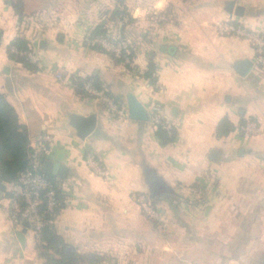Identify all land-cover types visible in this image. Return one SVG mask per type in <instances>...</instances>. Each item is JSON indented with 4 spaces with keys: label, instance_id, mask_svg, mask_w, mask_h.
<instances>
[{
    "label": "crops",
    "instance_id": "1",
    "mask_svg": "<svg viewBox=\"0 0 264 264\" xmlns=\"http://www.w3.org/2000/svg\"><path fill=\"white\" fill-rule=\"evenodd\" d=\"M119 5L128 16L108 33L129 41L130 64L87 45L103 12ZM225 22L264 39V0H0V92L31 148L52 137L44 174L64 198L54 229L76 253L101 264H264V68L249 39L220 34ZM21 33L36 40V71L9 60ZM246 60L252 67L240 77L234 68ZM151 65L155 84L144 78ZM89 78L125 113L129 95L150 118L160 108L175 140L163 146L152 118H120L83 94L79 81ZM71 115L96 116L94 132L79 139ZM225 119L233 130L218 137ZM248 122L258 132L247 138ZM54 164L64 178L52 175ZM4 186L0 264H45L30 226L11 220L12 185ZM139 194L151 196L161 222L143 215Z\"/></svg>",
    "mask_w": 264,
    "mask_h": 264
},
{
    "label": "trees",
    "instance_id": "2",
    "mask_svg": "<svg viewBox=\"0 0 264 264\" xmlns=\"http://www.w3.org/2000/svg\"><path fill=\"white\" fill-rule=\"evenodd\" d=\"M119 5L112 11H105L102 14L101 22L91 30L87 45L100 52H105L101 46L92 45V40L96 38H104L107 41L114 42L117 40H125L124 36H110L108 33V26L110 24H118L128 16L125 9L120 8ZM14 10L19 14V4H13ZM21 23L25 22V18H20ZM14 49L15 52L12 50ZM130 53L127 55L131 61L134 58L133 50L129 45ZM32 51L30 41L26 39L24 33L11 43L8 48L9 60L22 64L30 71H36L37 68L32 64L26 56H21V53ZM107 54L118 63H124L122 58H115L111 53ZM128 66V65H127ZM154 67L149 66L148 71L144 74V78L151 84L156 83L154 76ZM91 84L97 91L102 90L96 78H89L85 81H79L80 89L83 94L85 92V85ZM108 96L109 94L106 93ZM111 97V96H110ZM112 98V97H111ZM114 99V98H112ZM116 101V99H114ZM118 101V100H117ZM166 124L163 120L156 124V138L160 141L161 145L166 146L175 140V131L165 127ZM233 130L232 125L225 119L220 122L217 127V136L223 137L228 135ZM32 148L30 147V140L26 129L19 123V118L14 107L7 101L6 96L0 92V186L1 185H14L17 183L19 175L30 167V156ZM44 155L41 156L43 163ZM44 176L53 184L56 191L57 206L54 211L43 216V226L40 232V239L37 243V251L45 264H101L104 259L96 254L81 255L76 253L72 248L65 245L57 235L54 229V222L64 207V198L60 193L58 181L44 174ZM7 197L13 201L18 199L12 192L7 194ZM44 206H41L43 211Z\"/></svg>",
    "mask_w": 264,
    "mask_h": 264
},
{
    "label": "built area",
    "instance_id": "3",
    "mask_svg": "<svg viewBox=\"0 0 264 264\" xmlns=\"http://www.w3.org/2000/svg\"><path fill=\"white\" fill-rule=\"evenodd\" d=\"M217 29L222 35L234 34L249 39L257 53V64L264 68V39L262 37L246 32L232 22L218 24ZM31 42L33 43L32 40ZM92 45L101 46L104 51L111 53L115 58H122L125 64H130L131 62L127 57L130 53V43L127 40L110 42L104 38H96L92 40ZM12 51L15 52L14 49ZM20 55L26 56L30 62H35V57L31 51ZM85 89L92 95L99 97L118 117L127 116L124 110L114 104L108 97L95 90L90 84H87ZM151 118L155 125L160 123V108L154 107L152 109ZM242 132L248 138L256 135L258 128L254 123L248 122L242 127ZM51 142V135H43L38 138L35 146L32 147L30 167L19 175L17 183L11 187V192L18 198L11 201V220L18 225L29 224L37 242L40 239L44 214L52 213L58 203L55 187L44 176V173H40L43 169L41 156L46 154ZM89 163L95 171L101 173V168L98 164L92 160H89ZM135 201L146 218L155 223L161 222L160 214L151 196L139 194L136 196ZM42 205L44 206L43 211H41Z\"/></svg>",
    "mask_w": 264,
    "mask_h": 264
},
{
    "label": "water",
    "instance_id": "4",
    "mask_svg": "<svg viewBox=\"0 0 264 264\" xmlns=\"http://www.w3.org/2000/svg\"><path fill=\"white\" fill-rule=\"evenodd\" d=\"M35 41L32 43L34 47L36 44ZM251 67L252 63L246 60L237 63L234 70L240 77H243L249 72ZM127 117L129 120L135 122H149L151 120L146 108L137 100L134 95H129L127 97ZM69 125L75 130L78 138L84 140L94 132L97 125V118L94 115L88 117L71 115L69 118ZM215 155L216 154H214V156ZM51 169L52 175H59L60 178L65 177V168H61V166L54 164L53 166H51ZM44 172L45 170L43 168L40 173ZM0 189L5 190V186L1 185ZM17 236L19 237L20 241L23 242V235L19 233L17 234Z\"/></svg>",
    "mask_w": 264,
    "mask_h": 264
}]
</instances>
